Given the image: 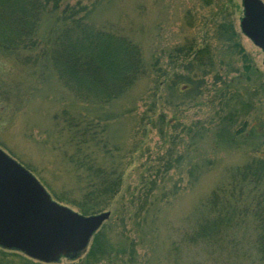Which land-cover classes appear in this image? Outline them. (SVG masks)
<instances>
[{"label":"rangeland","instance_id":"374dc122","mask_svg":"<svg viewBox=\"0 0 264 264\" xmlns=\"http://www.w3.org/2000/svg\"><path fill=\"white\" fill-rule=\"evenodd\" d=\"M65 2L93 8V24L113 26L139 43L147 65L146 76L119 101L94 105L78 100L51 72H34L12 57H1L0 149L42 183L52 197L69 192L78 198L79 185L67 159L69 149L62 135L56 134L55 115L71 109L85 121L106 126L109 145L102 153L108 150L109 154L104 153L107 163L114 159L124 172L122 188L106 208L110 216L102 226L108 229L105 233L112 242L126 235L133 243V255L121 254L119 264H250L246 257H237L239 253L231 246L210 250L181 243L184 231L194 226L197 202L226 177L227 167L245 162L246 155L220 148L213 151L210 147L221 99L214 87L195 96L192 90L184 91L185 84L180 83L179 90L174 84L187 74L185 65L191 59L176 52L177 48L193 43L197 50L208 44L219 61L229 46L216 32L225 20L233 23L237 41L264 75V49L241 26L243 0ZM261 2L264 6V0ZM224 5L229 10L227 18L221 14ZM238 65L241 67V63ZM215 76L207 77L209 84H214ZM256 87L252 85L251 92ZM180 90L182 93H178ZM251 114L249 125L254 111ZM198 130L207 131L204 139L197 137ZM208 159L215 166L206 171ZM198 168L205 172L192 181L191 171ZM4 247L15 253V261L26 257L23 250ZM89 249H85L83 258ZM28 254L34 262L44 264L79 263L62 253L59 262ZM96 264L108 261L102 259Z\"/></svg>","mask_w":264,"mask_h":264},{"label":"trees","instance_id":"16d2710c","mask_svg":"<svg viewBox=\"0 0 264 264\" xmlns=\"http://www.w3.org/2000/svg\"><path fill=\"white\" fill-rule=\"evenodd\" d=\"M63 1L0 0V58L12 57L34 72H51L80 101L94 105L119 101L146 76L141 45L113 26L93 24V8ZM227 11L224 5V18ZM216 32L229 45L219 61L208 44L197 50L193 43L177 48L176 52L191 59L185 65L187 74L174 84L177 90L180 83L185 84L183 90H192L195 96L214 87L221 99L210 147L241 152L246 160L227 167L226 177L200 198L194 209V226L184 231L181 243L210 250L231 246L239 253L237 257H246L250 264H264V75L237 41L232 22L221 21ZM212 74L216 76L211 85L207 77ZM252 85H257L254 92ZM252 111L253 123L249 125ZM55 120L56 134L62 135L70 152L67 159L79 185V197L69 192L52 197L40 184L52 200L77 214L110 212L106 208L120 192L124 172L114 159L107 163L104 153L109 154L108 150L102 153L109 145L106 126L85 121L67 108L56 114ZM206 132L198 130L196 135L204 139ZM204 166L211 170L215 162L208 159ZM196 169L191 171L192 181L205 172ZM102 226L91 234L84 258L86 248L68 258L78 260L77 264H96L102 259L119 264L121 254L133 255V243L126 235L112 242L105 233L108 229ZM9 251L0 245V264H44L34 262L26 252V257L15 261V253Z\"/></svg>","mask_w":264,"mask_h":264},{"label":"water","instance_id":"95a60500","mask_svg":"<svg viewBox=\"0 0 264 264\" xmlns=\"http://www.w3.org/2000/svg\"><path fill=\"white\" fill-rule=\"evenodd\" d=\"M242 29L264 49V6L243 0ZM51 202L42 186L0 149V243L55 260L85 249L91 234L110 216H82Z\"/></svg>","mask_w":264,"mask_h":264}]
</instances>
